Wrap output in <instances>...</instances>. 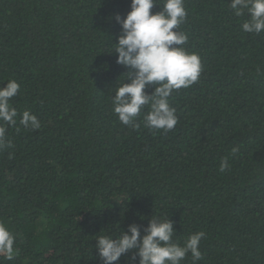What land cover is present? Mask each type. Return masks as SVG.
<instances>
[{
    "label": "trees",
    "instance_id": "16d2710c",
    "mask_svg": "<svg viewBox=\"0 0 264 264\" xmlns=\"http://www.w3.org/2000/svg\"><path fill=\"white\" fill-rule=\"evenodd\" d=\"M130 2L0 0V87L15 79L10 105L41 124L25 129L18 115L4 125L0 223L15 251L0 264H102L97 235L118 238L130 224L143 235L157 217L181 246L205 233L197 264H264V31L244 32L249 17H236L230 0H184L182 47L198 54L201 74L169 97L171 131L142 117L133 128L111 102L128 72L111 53L121 34L113 17Z\"/></svg>",
    "mask_w": 264,
    "mask_h": 264
},
{
    "label": "clouds",
    "instance_id": "9594fccd",
    "mask_svg": "<svg viewBox=\"0 0 264 264\" xmlns=\"http://www.w3.org/2000/svg\"><path fill=\"white\" fill-rule=\"evenodd\" d=\"M154 7L157 0H131V10L123 19L118 14L113 17L121 34L111 53L116 54V64L128 72L124 82L114 90L111 102L114 114L124 126L138 128L137 120L142 117L144 127L168 132L178 123L169 97L174 91L196 83L202 67L198 54L182 47L188 42L187 34L179 30L187 17L184 0H163L161 10L151 13ZM229 7L236 17L245 14L249 17L241 26L244 32L264 31V0H230ZM149 86L153 88L151 94L146 91ZM19 91L15 79L0 87V150L11 147L4 125L16 126L18 115L19 124L25 129L35 131L41 127L35 114L28 110L18 114L10 105ZM146 106L149 110L145 114ZM237 150L233 148L232 153ZM228 167L227 158L222 159L219 170L224 172ZM141 231L139 225L130 224L118 238L97 235L95 251L102 264H116L129 253L126 264H181L189 253L192 264L202 259L199 244L204 232L189 235L181 246L173 239L175 232L169 218L149 219L143 235ZM13 246L14 236L0 223V255L13 259Z\"/></svg>",
    "mask_w": 264,
    "mask_h": 264
}]
</instances>
